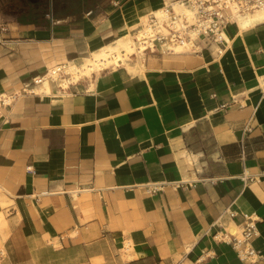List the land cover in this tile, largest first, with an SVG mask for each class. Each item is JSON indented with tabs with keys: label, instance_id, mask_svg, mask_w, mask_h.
<instances>
[{
	"label": "crops",
	"instance_id": "0c3cea01",
	"mask_svg": "<svg viewBox=\"0 0 264 264\" xmlns=\"http://www.w3.org/2000/svg\"><path fill=\"white\" fill-rule=\"evenodd\" d=\"M174 1L0 11V96L17 95L0 107V264H264V23L230 22L229 45L147 51L141 72L29 92L51 64L79 61ZM152 184L163 186L146 193ZM226 209L237 227L255 220L252 261L218 238Z\"/></svg>",
	"mask_w": 264,
	"mask_h": 264
},
{
	"label": "bare ground",
	"instance_id": "6f19581e",
	"mask_svg": "<svg viewBox=\"0 0 264 264\" xmlns=\"http://www.w3.org/2000/svg\"><path fill=\"white\" fill-rule=\"evenodd\" d=\"M167 4H170L173 8V11L180 17H184L188 22L195 21V16L193 15L192 8H188L185 4L175 1ZM149 14H152L156 18L157 22L160 25V30L162 31V33L167 34L168 30L165 22L166 16L164 8L159 7L156 10L149 12ZM228 19L229 22L234 24L238 31L241 32L254 25L264 23V8L239 13L234 9L233 6H231V14L229 15ZM139 24L140 25L138 26L137 30H135L133 33L130 34V32H126L112 42L104 44L98 49L91 51L88 56L81 58L79 61H67L63 59L61 63H53L48 66L47 69L52 72V69L56 68L55 65L63 64L64 72L70 75L69 80L72 82H78V80L81 78L89 79L92 75H97L104 69L115 68L118 66H123L132 73H135L137 71L141 72V61L145 56V45L143 44V41L145 40V38L149 37L150 34H152V30H150L148 14L140 17ZM188 33L189 36L186 39L183 38L181 40H172L171 42H165L163 50L168 54H180L197 51L198 47L196 46V43L194 41L197 32L195 30ZM135 39L138 40V43H135ZM218 39L220 41L226 42L229 45V39L224 33V30H221L218 33ZM132 58L134 62L133 66H130V61ZM49 74L42 79V83L39 87L32 88L29 90V92L35 95L49 94ZM52 78L55 79V74L52 75ZM259 82L262 85L263 80L261 77H259ZM66 87L67 83L65 81L59 82V89H65ZM0 100H3L5 103H7L10 98L6 95H1ZM221 220L223 223L222 226L226 229L227 233L223 237L218 234V238L221 237L227 242L231 239L232 236L238 238L240 234V228L231 224L227 216L225 215L221 218ZM122 248L124 252H126L125 259H127V261L135 258L136 255L133 252L134 250L132 251L131 249L130 242H124Z\"/></svg>",
	"mask_w": 264,
	"mask_h": 264
},
{
	"label": "built area",
	"instance_id": "2783aa9c",
	"mask_svg": "<svg viewBox=\"0 0 264 264\" xmlns=\"http://www.w3.org/2000/svg\"><path fill=\"white\" fill-rule=\"evenodd\" d=\"M175 2H181L182 4H185L186 7L192 8L195 21L188 22L184 17L177 15V13L173 11L170 4H164L162 8H164L165 11V22L168 32L167 34L162 33L156 18L152 14H148L152 34H150L149 37L145 38L143 41V44L145 45V52H153L156 48L163 49L165 42L181 40L183 38L186 39L189 36L188 32L195 30L197 32L196 38L194 39L195 43L199 40H203L206 43L212 42L218 44L222 42L218 39V33L230 23L228 18L231 14V6H233L239 13L264 8V0H176ZM47 16L49 15L47 14ZM135 43H138L137 39H135ZM220 52L221 50L218 51V53ZM55 66L56 68L52 69V72L46 69L44 74L33 78L32 84L35 86L41 85L42 79L49 73L48 81L57 83L58 86L59 82L65 81L67 83V87L65 89L76 83L69 80L70 75L64 72L63 64H57ZM54 74L55 79L52 78V75ZM7 97H9L10 100L7 103L0 100V107L10 104L15 100L17 95ZM245 128L246 130L249 129L247 126H245ZM240 146L241 155H243L244 147L242 143ZM259 177L260 175L248 176L244 174L240 177V179L243 182L256 181ZM162 186V184H152L145 185L143 188L146 193L151 194L161 190ZM224 214L229 218H233L236 215V213L228 209L224 211ZM238 226L240 227V234L238 238L232 236L228 242H225L224 240L220 241L229 244L241 260L252 261L254 259L253 257L256 255L253 249L249 246V241L252 237L256 236L255 220L252 216L242 215V222ZM225 231L226 230L223 228L221 233H224ZM216 236H214V238Z\"/></svg>",
	"mask_w": 264,
	"mask_h": 264
},
{
	"label": "flooded vegetation",
	"instance_id": "af4514ba",
	"mask_svg": "<svg viewBox=\"0 0 264 264\" xmlns=\"http://www.w3.org/2000/svg\"><path fill=\"white\" fill-rule=\"evenodd\" d=\"M2 3H6L8 0H0ZM11 4H15L16 11L20 13H45L54 10L55 0H9ZM0 8L5 10H11L6 6L1 5Z\"/></svg>",
	"mask_w": 264,
	"mask_h": 264
},
{
	"label": "trees",
	"instance_id": "16d2710c",
	"mask_svg": "<svg viewBox=\"0 0 264 264\" xmlns=\"http://www.w3.org/2000/svg\"><path fill=\"white\" fill-rule=\"evenodd\" d=\"M5 6L8 8L13 7V5L11 4L9 0L5 3Z\"/></svg>",
	"mask_w": 264,
	"mask_h": 264
},
{
	"label": "rangeland",
	"instance_id": "374dc122",
	"mask_svg": "<svg viewBox=\"0 0 264 264\" xmlns=\"http://www.w3.org/2000/svg\"><path fill=\"white\" fill-rule=\"evenodd\" d=\"M1 2V5H3L4 6V4L2 3V1H0ZM0 11H3V12H5L6 10L5 9H1L0 8Z\"/></svg>",
	"mask_w": 264,
	"mask_h": 264
}]
</instances>
